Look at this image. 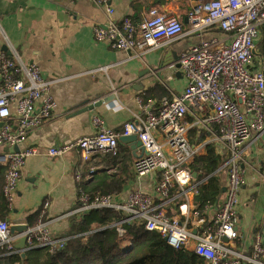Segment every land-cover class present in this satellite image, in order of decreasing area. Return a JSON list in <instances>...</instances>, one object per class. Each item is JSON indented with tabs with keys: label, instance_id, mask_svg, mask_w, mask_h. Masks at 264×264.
Wrapping results in <instances>:
<instances>
[{
	"label": "built area",
	"instance_id": "built-area-1",
	"mask_svg": "<svg viewBox=\"0 0 264 264\" xmlns=\"http://www.w3.org/2000/svg\"><path fill=\"white\" fill-rule=\"evenodd\" d=\"M93 2L103 7L109 16L106 24L93 26L94 39L133 52L135 56L173 42L184 34L182 20L175 14L152 7L138 29H134L127 22L116 23L111 19V0ZM186 17L191 32L200 34L216 27L228 34L229 40L201 42L179 57V67L187 80L180 93L171 91L169 96L156 101L154 107L151 99L144 102L142 97H137L142 114L126 122L119 132L93 116L94 134L49 147L45 152L50 157L60 158L76 149L81 159L88 161L93 154L116 150L119 136L134 134L145 149L133 162L134 174L144 178L157 172L159 181L154 191L159 199L141 189L124 194L79 190L78 204L58 218L93 209H111L124 214L112 224L119 236L126 232L124 224L137 222L174 248L188 249L192 244L191 251L200 256L204 264H264L260 234L254 236L251 253L236 248V207L244 183L242 165L251 154L252 145L264 141V56L257 53L264 25V0H195ZM49 85L50 81L42 77L35 64H25L17 54L8 56L0 51V145L11 148L0 152V166L5 167L3 195L9 205L25 159L38 152L36 146L17 151L12 148L53 117L56 104L48 92ZM12 114L17 120L16 128L10 123ZM188 115L192 120L187 119ZM213 124L218 131L212 128ZM192 127L205 129L206 139L190 143L188 133ZM207 143H212L219 154L226 155V161L218 168L225 176V191L211 206L214 215L209 225H205L208 207L201 213L190 208V197L201 181L195 180L187 169V163L204 151ZM93 171L94 168L89 170L87 179ZM170 185L178 187L175 197L182 199L178 213L168 214L166 210L172 200L167 197ZM48 205L47 201L43 203L41 215ZM191 218L194 219L192 225ZM8 226L6 220H0V246L5 248L4 254H20L23 250L14 249L12 242L24 234L25 252L43 247L55 254L69 239L54 235L42 220L27 226V230L18 235H11ZM99 229L102 227L93 225L91 230L78 235L85 238Z\"/></svg>",
	"mask_w": 264,
	"mask_h": 264
},
{
	"label": "crops",
	"instance_id": "crops-1",
	"mask_svg": "<svg viewBox=\"0 0 264 264\" xmlns=\"http://www.w3.org/2000/svg\"><path fill=\"white\" fill-rule=\"evenodd\" d=\"M194 2L111 0V19L116 23L127 22L134 29H138L152 7L163 13L175 14L182 20L184 34L180 38L135 56L133 52L116 49L94 39L93 26L106 24L109 16L93 0H0V51L8 56L17 54L25 64H35L42 77L50 81L48 92L56 104L53 117L30 131L17 145L18 149L36 146L38 152L28 156L21 168L9 205L10 212L4 219L9 225L25 223L32 226L42 220L56 236L67 231L70 218H78L82 214L58 218L78 204L76 169L79 171L82 168L86 175L90 168L98 170L105 167L113 171L119 158L111 163L112 158L106 156V152H99L94 154L91 161L85 162L76 149L60 158L46 155V149L94 134L96 127L92 122L93 116H98L114 132L121 131L126 122L142 114L137 97L146 96V92L155 84L157 90L152 92L150 98L143 100L147 102L151 99L153 107L156 101L169 96L171 91L180 93L185 88L187 80L177 66L179 57L185 51L207 40L220 43L229 40L228 34L216 27L200 34L190 31L186 16ZM4 46L6 50H3ZM172 63L174 65L169 67ZM161 89L164 94L159 97ZM97 100L105 101L91 110L75 113L82 106ZM12 113H15L14 106ZM16 121L13 115L10 119L13 128H16ZM117 143L116 150L120 153L127 149L130 151L132 162L142 154L140 147L133 150L119 139ZM10 149L7 145H0V152ZM3 169L5 167L0 166L2 193L5 179V174H1ZM242 169L244 183L236 207V248L249 254L257 234L262 237L264 250V141L259 140L252 145L251 154ZM222 179L225 185L224 174ZM158 181L157 172L144 178L134 176L120 192L124 194L141 189L159 199L154 191ZM45 201L49 205L41 215L40 209ZM190 202V208L195 209L193 197H190ZM168 208L169 205L166 210ZM208 209L205 225L211 224L214 215L213 207ZM171 210L172 213L179 212V208L173 207ZM37 211V220L28 223L27 217ZM191 247L192 244L188 250Z\"/></svg>",
	"mask_w": 264,
	"mask_h": 264
},
{
	"label": "trees",
	"instance_id": "trees-1",
	"mask_svg": "<svg viewBox=\"0 0 264 264\" xmlns=\"http://www.w3.org/2000/svg\"><path fill=\"white\" fill-rule=\"evenodd\" d=\"M261 36L258 44L260 43V53L264 56V25L261 28ZM154 90H157V84L146 92V96L142 97L143 100L150 98ZM163 94L161 89L159 97ZM187 119L192 120V117L188 115ZM212 128L218 131L215 124L212 125ZM207 136L208 133L205 129L196 127H192L188 133L189 141L192 144L205 140ZM118 143L116 147H118ZM93 156L94 154L88 161H91ZM106 156L112 158L111 163L117 157L119 158L116 169L110 171L103 167L94 170L91 178L88 179H86L88 174H84L82 168L79 171L76 169L78 173H76V183L79 190L87 193L120 192L134 178L133 158L128 149L121 153L117 150L108 151ZM225 161L226 155L219 154L212 143H207L203 153L193 156L187 163V169L192 174L195 173V180L201 181L193 196L195 210L199 213L221 199L224 185L223 170H218V168ZM91 166L89 165V167ZM1 174H5V169L1 170ZM177 192L178 187L170 185L167 197L172 200L168 203V214L173 212L171 208L178 209L182 202L181 198L175 197ZM9 212V202L2 193L1 184L0 220L6 219ZM123 217L122 212L104 208L82 213L78 218L72 216L68 230L59 235L69 237L63 249L51 254L46 248H34L27 250L25 256L22 257L18 253L4 254L5 248L0 246V264H204L203 259L193 251L172 247L156 232L145 230L143 225L137 222L124 224L126 232L119 236L112 224ZM37 218L38 211L30 214L27 217V222L34 223ZM93 225H98L102 229L88 234L85 238L78 235L91 230Z\"/></svg>",
	"mask_w": 264,
	"mask_h": 264
},
{
	"label": "water",
	"instance_id": "water-1",
	"mask_svg": "<svg viewBox=\"0 0 264 264\" xmlns=\"http://www.w3.org/2000/svg\"><path fill=\"white\" fill-rule=\"evenodd\" d=\"M3 50H6V47H3ZM177 66H179V64H177ZM105 100H97L95 102H92L91 104L87 105V106H82L81 108H79L75 113H81V112H85L87 110H91L93 107H97L99 106L102 102H104ZM2 125V122L0 121V126ZM121 142H124L126 144H128L133 150L136 149V147H140L142 154L145 153V149L144 147L141 145V142L137 139V136L132 134V135H121L118 138ZM12 150L17 151L18 147L14 146V148H12ZM193 176H195V173H193ZM225 191V187H222V192ZM8 229L10 231L11 234L15 235V234H20L23 233L27 230V224L25 223H20V224H10L8 226ZM193 232H195V230H193ZM25 243H26V235H22L20 236L18 239L14 240L12 242V246L14 249L17 250H23L21 251L20 255L22 257L25 256ZM35 248H40V247H35ZM34 249V248H33Z\"/></svg>",
	"mask_w": 264,
	"mask_h": 264
},
{
	"label": "rangeland",
	"instance_id": "rangeland-1",
	"mask_svg": "<svg viewBox=\"0 0 264 264\" xmlns=\"http://www.w3.org/2000/svg\"><path fill=\"white\" fill-rule=\"evenodd\" d=\"M261 38H262V36H260V38H259V41L258 42H260V40H261ZM260 44V43H259ZM258 44V46H257V53L258 54H261L260 52H261V50H260V45Z\"/></svg>",
	"mask_w": 264,
	"mask_h": 264
}]
</instances>
